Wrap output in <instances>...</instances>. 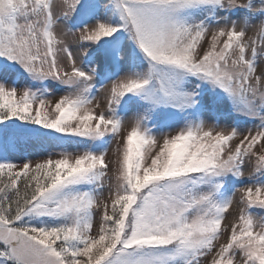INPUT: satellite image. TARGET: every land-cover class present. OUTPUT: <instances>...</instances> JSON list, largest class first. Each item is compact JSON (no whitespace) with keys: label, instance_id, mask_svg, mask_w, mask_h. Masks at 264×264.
<instances>
[{"label":"snow or ice","instance_id":"snow-or-ice-1","mask_svg":"<svg viewBox=\"0 0 264 264\" xmlns=\"http://www.w3.org/2000/svg\"><path fill=\"white\" fill-rule=\"evenodd\" d=\"M0 264H264V0H0Z\"/></svg>","mask_w":264,"mask_h":264},{"label":"rangeland","instance_id":"rangeland-1","mask_svg":"<svg viewBox=\"0 0 264 264\" xmlns=\"http://www.w3.org/2000/svg\"><path fill=\"white\" fill-rule=\"evenodd\" d=\"M250 34H251V33H250ZM68 39L71 40L70 37H69ZM113 147H115V145H113ZM70 150H71V149H70ZM56 151H60V149H56ZM109 156H110V158L115 159V157L112 156V153H111V152L109 153ZM43 158H44V157H41V156H35V157H32L31 159L33 160V162H36V161H41Z\"/></svg>","mask_w":264,"mask_h":264}]
</instances>
